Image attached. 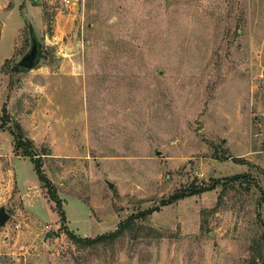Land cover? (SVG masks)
<instances>
[{"label": "rangeland", "instance_id": "374dc122", "mask_svg": "<svg viewBox=\"0 0 264 264\" xmlns=\"http://www.w3.org/2000/svg\"><path fill=\"white\" fill-rule=\"evenodd\" d=\"M73 3L0 0V264H264V0Z\"/></svg>", "mask_w": 264, "mask_h": 264}, {"label": "trees", "instance_id": "16d2710c", "mask_svg": "<svg viewBox=\"0 0 264 264\" xmlns=\"http://www.w3.org/2000/svg\"><path fill=\"white\" fill-rule=\"evenodd\" d=\"M19 69L28 70V69L21 67L20 65H19ZM3 111H4V109H3ZM10 132L14 138V151H15V153H21L24 157H31V156L36 157V154L33 151H31L33 148V144L31 142H28V143L24 142V135H23V132H22L19 124H15L12 127V129H10ZM33 162H34V166H35L36 175H37L40 183L47 190V194H48L50 200L55 203L56 212H57L58 216L60 217L62 224L65 225L66 216H65V212H64V208H63V203L57 195L56 188L46 177H44L43 172H42V168H41V161L39 160V158L38 159L35 158L33 160ZM241 177L242 176H240V175L234 176L231 179V181L240 180ZM216 187H217V184H213L211 186L209 185V186H205V187L201 186L199 188H194L191 190V192L189 190H187V191L183 190L182 192L175 194L167 202H164L163 205H170L172 203H175V202L179 201L180 199L185 198L187 193L190 195H191V193H203V192H207V191H212ZM155 210H156L155 208H150V209H147V210H145V211H143L137 215H135V214L131 215L130 217H128L125 221H123L119 225V227L117 228V230L115 232H112L109 234H104V235L98 236L96 238H82V237L77 236L72 231H69L68 229H66L65 226L63 228H65L69 237L73 241H75L77 244L84 245V246H96V245H99L102 243H110V242L115 241L122 234H124V232L127 229H131L132 227H134L137 220H145L147 217L151 216L155 212Z\"/></svg>", "mask_w": 264, "mask_h": 264}, {"label": "water", "instance_id": "95a60500", "mask_svg": "<svg viewBox=\"0 0 264 264\" xmlns=\"http://www.w3.org/2000/svg\"><path fill=\"white\" fill-rule=\"evenodd\" d=\"M28 29H29L30 43H31L30 48L28 52L21 58L18 64L25 69L32 70L40 64L41 60L45 58V55L33 25L29 24ZM49 152L51 151L49 150ZM9 219H10V215L6 212L4 207H1L0 227L5 226V224ZM46 237L50 238L52 237V234L48 232Z\"/></svg>", "mask_w": 264, "mask_h": 264}, {"label": "built area", "instance_id": "2783aa9c", "mask_svg": "<svg viewBox=\"0 0 264 264\" xmlns=\"http://www.w3.org/2000/svg\"><path fill=\"white\" fill-rule=\"evenodd\" d=\"M62 3L66 4V5H71L74 4V0H61Z\"/></svg>", "mask_w": 264, "mask_h": 264}, {"label": "crops", "instance_id": "0c3cea01", "mask_svg": "<svg viewBox=\"0 0 264 264\" xmlns=\"http://www.w3.org/2000/svg\"><path fill=\"white\" fill-rule=\"evenodd\" d=\"M1 63L3 62V61H0Z\"/></svg>", "mask_w": 264, "mask_h": 264}]
</instances>
